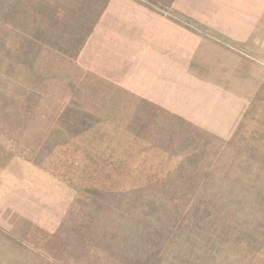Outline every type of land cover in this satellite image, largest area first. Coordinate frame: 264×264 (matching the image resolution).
Instances as JSON below:
<instances>
[{
	"label": "rangeland",
	"instance_id": "1",
	"mask_svg": "<svg viewBox=\"0 0 264 264\" xmlns=\"http://www.w3.org/2000/svg\"><path fill=\"white\" fill-rule=\"evenodd\" d=\"M141 1L176 27L154 14L141 33L242 60L197 95L236 131L103 83L80 61L100 8L0 0V264H264V0Z\"/></svg>",
	"mask_w": 264,
	"mask_h": 264
},
{
	"label": "crops",
	"instance_id": "2",
	"mask_svg": "<svg viewBox=\"0 0 264 264\" xmlns=\"http://www.w3.org/2000/svg\"><path fill=\"white\" fill-rule=\"evenodd\" d=\"M82 1L91 8L100 9L93 16H82L94 26L80 61L93 62L91 68L95 74H99L103 83L107 82L130 95L134 101L158 104L218 137L228 139L234 134L240 118L229 115L221 117L215 113L217 103L208 97L204 102L198 101L197 95L204 92L212 94L214 89L225 94L217 87L225 82L224 79L215 78L226 76L227 72L242 63L235 52L221 47L224 52L219 56L208 51L197 55L193 50L182 54L178 50L180 43L173 41V34L159 37L154 33H141L143 29L139 24L155 21L154 14L159 16L160 21L171 24L173 30L176 29L171 17L161 14L150 3L141 0ZM180 32L175 36L180 39L191 38L192 43H197L198 36L204 35L188 30ZM211 41L213 48L221 46L220 42ZM232 62L236 66L231 65ZM213 63L216 66L209 65ZM206 69L210 72L207 76L204 75ZM191 74L203 77V87L197 85ZM181 77L188 81L187 85H180ZM174 90L175 94L179 93V99L174 98Z\"/></svg>",
	"mask_w": 264,
	"mask_h": 264
}]
</instances>
